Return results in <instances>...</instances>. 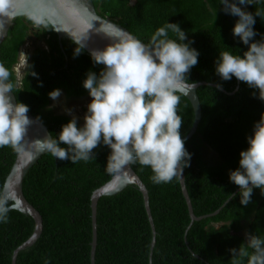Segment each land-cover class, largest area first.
<instances>
[{
	"label": "trees",
	"instance_id": "trees-1",
	"mask_svg": "<svg viewBox=\"0 0 264 264\" xmlns=\"http://www.w3.org/2000/svg\"><path fill=\"white\" fill-rule=\"evenodd\" d=\"M92 2L99 15L124 26L146 44L160 27L179 24L187 33L185 43L194 41L191 47L199 52L188 82L209 81L225 90L208 84L197 87L201 116L195 131L184 139L192 154L184 175L193 212L200 216L219 210L194 220L186 229L190 218L178 178L154 184L150 167L132 164L148 189L155 243L150 252L151 227L143 197L136 185L128 184L97 201L94 264H232L229 249L244 243L246 233L264 238V194L254 189L252 203L245 207L240 204V188L229 179L230 170L239 168L240 152L249 147L247 137L253 134L254 123L264 114V101L246 83L235 77L224 81L215 71L220 52L243 57L248 49L233 35L238 17L225 13L222 0ZM257 9L264 12V0H253L246 8L253 14ZM35 25L28 16L13 19L0 43V63L12 72L17 103L28 105L51 137L58 138L73 116L78 117V127L83 126L84 118L75 111L69 114L55 108L49 93L60 89L65 101L89 99L91 103L83 81L89 71L99 75L104 66L94 64L85 50L74 57L76 43L60 40L47 23L43 43L29 46L27 53L31 71L38 75L28 74V65L18 74L14 68L21 47ZM254 29L255 40L264 39V19L257 16ZM169 37L176 38L171 30ZM178 95L183 137L192 125L193 107L184 94ZM93 152L95 159L77 163L45 152L28 169L22 192L42 215L43 226L34 244L18 252L15 264H90V195L111 176L105 171L111 149L101 142ZM15 155L11 147H0V191ZM231 193H236L235 198ZM7 215L8 222H0V264H10L12 251L28 238L34 225L30 215L17 209ZM241 264H247V259Z\"/></svg>",
	"mask_w": 264,
	"mask_h": 264
},
{
	"label": "clouds",
	"instance_id": "clouds-1",
	"mask_svg": "<svg viewBox=\"0 0 264 264\" xmlns=\"http://www.w3.org/2000/svg\"><path fill=\"white\" fill-rule=\"evenodd\" d=\"M252 3L253 0H222L225 13L238 17L233 28L234 37L248 49L243 57L220 52L215 71L224 81L235 77L246 83L257 90L258 98L264 101V39L255 40L257 32L254 29L256 17L264 19V12L247 11ZM12 6L13 0H0V17H9ZM29 19L47 28L43 18L30 16ZM169 30L175 33V39L169 37ZM104 33L116 39L105 49L91 52L94 64L104 65V69L99 75L89 71L83 81V87L92 98L84 125L78 127V117L73 116L62 126L58 138L48 137L33 143H38L42 151L58 160L77 163L95 159L93 150L102 142L111 149L105 169L109 175L124 171L126 165L138 163L151 168L150 179L154 184L170 183L183 176L192 157L180 132L183 120L178 115V93L183 94L188 74L198 64L199 52L191 47L194 41L185 43L187 33L176 23L160 27L148 44L119 28L115 34ZM73 41L77 45L74 51L77 57L85 48L82 42L85 40L73 38ZM20 55L25 60L17 64H22L23 69L26 54L20 52ZM27 65L28 74L37 76L31 71L28 60ZM22 69L15 68L18 74ZM11 75L12 72L0 63V147H11L19 154L26 151L27 131L33 121L27 115L29 106L13 104L7 95L13 92ZM61 95L60 89L49 93L54 101ZM65 111L72 112L71 109ZM247 143L249 147L240 152L239 168L229 172L230 181L240 188V204L245 207L252 203L254 189L264 194V114L254 123ZM62 144L67 147H61ZM235 196L236 193H231V198ZM10 210L12 205L0 195V222H8ZM229 252L232 264H241L245 258L247 264H264V238L246 233L245 242Z\"/></svg>",
	"mask_w": 264,
	"mask_h": 264
},
{
	"label": "water",
	"instance_id": "water-1",
	"mask_svg": "<svg viewBox=\"0 0 264 264\" xmlns=\"http://www.w3.org/2000/svg\"><path fill=\"white\" fill-rule=\"evenodd\" d=\"M17 16H35L36 18L45 19L51 29L55 27L60 30H54L60 40L62 38H68L72 41L73 38L75 40H85L82 41L85 44L84 50L90 56L93 50H103L108 45L115 42L116 38L109 37L104 32L115 34L116 28H119L137 38L124 26L112 21L108 17L99 15L92 0H13V6L10 9L9 17H0V43L7 34L8 28L12 25L13 19ZM204 84L215 87L218 85L213 82L200 80L187 82V84L183 86V94L189 99L193 107V122L189 131L182 137L183 140L191 136L200 120L201 108L196 89L198 86ZM217 88L221 91H225L220 85ZM7 95L11 97V102L13 104L17 103L13 92L8 93ZM27 115L33 122L28 127L27 131L26 139L28 143L26 151L19 154L16 153L13 163L3 181L0 195L9 201L12 208L17 209L26 215H30L33 218L34 225L28 238L21 242L12 251L10 264H15L19 251L34 244V242L39 238L43 226L42 215L23 195L22 180L28 169L40 158L43 153H45L41 150L38 143L33 142L36 140L43 141L45 138L51 137V135L46 125L41 120H39L31 112H28ZM178 181L190 218L186 229L190 227L194 220L201 219L207 215H212L219 210L217 209L210 214H203L200 216L195 215L186 188L184 171L183 176H180ZM128 184L136 185L142 194L147 219L151 227V252L155 243L156 230L149 206L148 189L131 165H126L124 171L111 175L107 181L93 189L91 192L89 203L91 218L90 264H94V254L96 248L97 201L101 196L112 195L121 191Z\"/></svg>",
	"mask_w": 264,
	"mask_h": 264
},
{
	"label": "rangeland",
	"instance_id": "rangeland-1",
	"mask_svg": "<svg viewBox=\"0 0 264 264\" xmlns=\"http://www.w3.org/2000/svg\"><path fill=\"white\" fill-rule=\"evenodd\" d=\"M45 26L41 25H35L33 26L28 34V37L26 38L23 46L21 47V52L25 53V50L27 47L35 45L37 43H43V33L46 31ZM36 35V36H35ZM20 62H24V57L21 58L20 55ZM15 68L21 69L18 64L15 65ZM18 72V71H17ZM90 104L89 99L84 100L82 102H76V101H65L63 96H60L58 100H53V106L55 108H58L59 110H65V109H71L72 111H75L77 115L85 116L87 113V107ZM84 125V121L83 124Z\"/></svg>",
	"mask_w": 264,
	"mask_h": 264
},
{
	"label": "flooded vegetation",
	"instance_id": "flooded-vegetation-1",
	"mask_svg": "<svg viewBox=\"0 0 264 264\" xmlns=\"http://www.w3.org/2000/svg\"><path fill=\"white\" fill-rule=\"evenodd\" d=\"M28 51H29V47H27L26 48V50H25V58L27 59V53H28ZM18 66L22 69V64H18ZM27 66V60H26V62L24 63V66H23V68H25ZM15 69V68H14Z\"/></svg>",
	"mask_w": 264,
	"mask_h": 264
}]
</instances>
